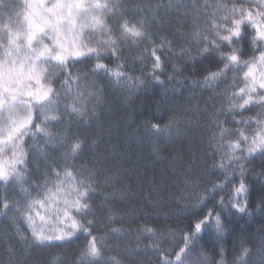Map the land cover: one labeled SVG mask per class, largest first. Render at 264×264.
Returning a JSON list of instances; mask_svg holds the SVG:
<instances>
[{
	"label": "snow or ice",
	"instance_id": "obj_1",
	"mask_svg": "<svg viewBox=\"0 0 264 264\" xmlns=\"http://www.w3.org/2000/svg\"><path fill=\"white\" fill-rule=\"evenodd\" d=\"M166 24L175 29L171 39L162 34ZM87 61H93L90 67L73 72ZM188 65L201 75L181 79ZM102 81L129 96L149 83L174 81L211 94L201 108L190 92L188 99L196 102L184 113L173 112L164 123L144 121L156 156L162 151L156 138L183 147L193 128L210 133L202 156L189 148L187 159L174 157L182 161L183 187L171 198L184 201L179 211L188 217L178 250L163 247L164 234L148 224L135 230L136 244L126 255H108V237L131 235L132 229L95 234L98 194L108 222L123 219L108 206L116 193L98 192L101 183L119 176L101 182L94 165L77 164L86 140L71 128L91 126L110 107ZM209 156L211 165L199 169ZM257 158L259 170L249 169ZM250 176L259 181L255 200ZM0 185V216L16 225L23 244L52 249L84 237L72 264H144L137 257L149 250L158 254L155 264H264V224L258 240H242L231 261L223 246L214 248L218 259L203 251L192 257L204 232L211 229L217 242L222 239L229 216H264V0H0ZM9 186L20 199L12 198ZM144 201L156 208L162 198L150 191ZM7 252L0 264H29L13 246ZM66 260V253L49 251L45 264Z\"/></svg>",
	"mask_w": 264,
	"mask_h": 264
},
{
	"label": "trees",
	"instance_id": "obj_2",
	"mask_svg": "<svg viewBox=\"0 0 264 264\" xmlns=\"http://www.w3.org/2000/svg\"><path fill=\"white\" fill-rule=\"evenodd\" d=\"M125 2L131 3V0H125ZM140 2H147V0H140ZM152 2L155 3L156 0H152ZM174 30V27L166 24L162 34H169L171 39V33ZM92 63L93 61H87L84 64L76 65L73 72L77 69H86ZM129 64L131 65V61ZM134 68L136 75H140V66L135 65ZM199 75H201L200 71L192 72L191 65H188L181 79L185 76L189 79H196ZM148 79L150 81L151 77ZM102 83L105 87V105L110 107H106L91 126L81 124L79 126L73 125L71 128L72 134H78L86 140L85 150L81 157L76 160V163L94 165L100 170L98 179L101 182L106 176H119L118 181H113L107 185L101 183L98 192L116 193L118 198L110 200L108 206L118 209L123 219L118 220L116 224H110L106 212L102 211L105 206L104 198L98 194L93 198L97 223L95 234L106 233L112 227L122 226L125 229H132L131 235L125 233L119 238L108 237L109 244L113 249L108 255H116L117 253L126 255V249L134 247L136 244L135 230L143 224H148L164 234L163 247H176L178 250L177 246L181 245L183 232L187 230L188 217L187 213L179 211L184 201H181V204H176L171 198V193H179L183 187L182 184H179V180L182 179L179 176L182 161H177L174 157L179 154L183 159H187L189 148L202 156L207 145V136L210 133L204 128H193L189 132L191 143L183 147L179 142L170 143L166 136L156 138L162 150L160 155L156 156L152 152L154 139L143 130L144 121L152 119L164 123L173 112L178 115L184 113L186 108L196 102L188 99L190 92L197 94L196 99L201 101V108L204 106L203 101L207 100L211 94L187 83L181 85L174 81L172 84L165 83L164 85L149 83L146 88H142L129 96L127 92L121 94L118 89L109 86L106 81H102ZM173 88L177 90L173 91ZM166 89L167 91H165ZM126 96H129L127 100H125ZM209 103H213V101ZM251 114L249 112L244 113L245 116ZM63 126L65 125H57L54 130L58 131ZM259 162V158H257L253 164L247 167L251 169L253 166H257L258 171ZM211 163L212 160L209 156L206 163L203 160L200 162L199 169L202 170L205 166H210ZM173 164L176 165L175 172L177 175L171 174ZM29 167L32 171L31 179L35 180L38 176L35 166L30 164ZM196 174L199 175V170ZM219 175L216 173L207 179L215 180ZM173 182H176L178 186L173 187ZM250 182L253 185L252 195L253 200H255L259 181L254 176H250ZM13 187L9 186V193L13 199H20L18 190L13 191ZM3 189L4 186L0 185V192ZM150 191L154 196L162 198L161 203L156 208L149 206L144 201V196ZM189 191L192 190L189 189ZM121 194H123L122 199L119 198ZM252 207L254 210V203ZM142 215L145 216L144 219L140 218ZM226 224L228 230L218 242L211 229L204 232L202 238L197 240V247L193 250L192 257L203 251L208 254L209 260L218 259L214 248L218 250L220 246H223L227 260L231 261L242 240L251 239L254 242L258 240L257 229L264 224V216H261L260 213L242 218L229 216ZM83 241L84 237L81 236L71 243H65L52 249L43 246L29 247L23 244L16 235V225L12 224L9 218L0 216V259H8L7 248L11 245L17 255L28 258L29 264H45L49 251L66 253L65 264H72V260ZM145 243L147 241L142 240L141 247ZM157 255V253L149 250L147 253H142L137 259L144 261V264H149V260L151 264H155Z\"/></svg>",
	"mask_w": 264,
	"mask_h": 264
}]
</instances>
